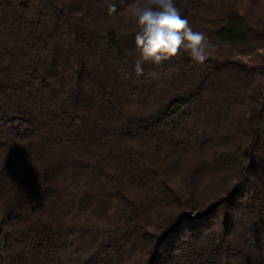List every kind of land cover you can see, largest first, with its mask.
I'll use <instances>...</instances> for the list:
<instances>
[{"label": "trees", "instance_id": "16d2710c", "mask_svg": "<svg viewBox=\"0 0 264 264\" xmlns=\"http://www.w3.org/2000/svg\"><path fill=\"white\" fill-rule=\"evenodd\" d=\"M146 2L0 0V264H264V18L137 74Z\"/></svg>", "mask_w": 264, "mask_h": 264}, {"label": "clouds", "instance_id": "9594fccd", "mask_svg": "<svg viewBox=\"0 0 264 264\" xmlns=\"http://www.w3.org/2000/svg\"><path fill=\"white\" fill-rule=\"evenodd\" d=\"M132 14L139 26L135 33L139 51L134 65L137 74L143 71L144 62L159 64L180 52H186L194 61L203 63L215 47L206 42L203 32L193 29L174 0H147L135 6Z\"/></svg>", "mask_w": 264, "mask_h": 264}, {"label": "rangeland", "instance_id": "374dc122", "mask_svg": "<svg viewBox=\"0 0 264 264\" xmlns=\"http://www.w3.org/2000/svg\"><path fill=\"white\" fill-rule=\"evenodd\" d=\"M236 5L237 7H239L242 11H245L246 15L248 16H252V15H260L261 17L264 18V0H236ZM182 16H184V12L181 11ZM130 16L132 17L130 19ZM209 20L211 18H213L211 15L208 16ZM128 19L133 20L136 23V20L133 16V14H129ZM192 17H189L187 20L189 21L190 25L193 27V29L200 31L193 23V21L191 20ZM207 27H211L212 26V21L210 23H207L206 25ZM200 32H203L202 30ZM207 38V41L209 44L214 45L213 44V40L210 37V34H206L205 32H203ZM239 50H241L239 47L235 46V47H227V53H230L233 56H238ZM220 52H224V49H219L218 47H214L212 50L209 51L208 55H215L218 54ZM247 59V58H245Z\"/></svg>", "mask_w": 264, "mask_h": 264}]
</instances>
